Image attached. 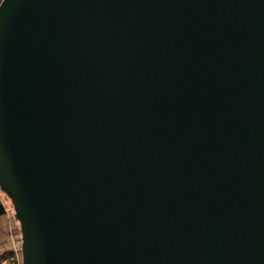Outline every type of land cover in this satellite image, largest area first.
<instances>
[{"label":"water","instance_id":"water-1","mask_svg":"<svg viewBox=\"0 0 264 264\" xmlns=\"http://www.w3.org/2000/svg\"><path fill=\"white\" fill-rule=\"evenodd\" d=\"M0 188L22 264H264V0H1Z\"/></svg>","mask_w":264,"mask_h":264},{"label":"rangeland","instance_id":"rangeland-1","mask_svg":"<svg viewBox=\"0 0 264 264\" xmlns=\"http://www.w3.org/2000/svg\"><path fill=\"white\" fill-rule=\"evenodd\" d=\"M0 194L8 207L7 213L0 218V264H11V258L16 260L18 264H22L20 222L15 217L11 199L1 189Z\"/></svg>","mask_w":264,"mask_h":264},{"label":"trees","instance_id":"trees-1","mask_svg":"<svg viewBox=\"0 0 264 264\" xmlns=\"http://www.w3.org/2000/svg\"><path fill=\"white\" fill-rule=\"evenodd\" d=\"M7 211H8L7 204L2 199L1 194H0V217L5 215ZM11 260H12L11 264H18V262H16V260H14L13 258H11Z\"/></svg>","mask_w":264,"mask_h":264},{"label":"crops","instance_id":"crops-1","mask_svg":"<svg viewBox=\"0 0 264 264\" xmlns=\"http://www.w3.org/2000/svg\"><path fill=\"white\" fill-rule=\"evenodd\" d=\"M0 218H2V216Z\"/></svg>","mask_w":264,"mask_h":264}]
</instances>
